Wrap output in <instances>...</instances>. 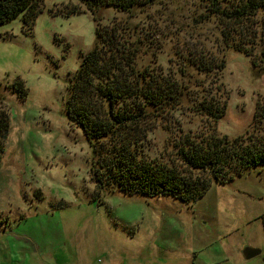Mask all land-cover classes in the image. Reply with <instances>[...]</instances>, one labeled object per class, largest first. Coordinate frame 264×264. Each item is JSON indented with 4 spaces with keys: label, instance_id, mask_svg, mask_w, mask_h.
Instances as JSON below:
<instances>
[{
    "label": "rangeland",
    "instance_id": "1",
    "mask_svg": "<svg viewBox=\"0 0 264 264\" xmlns=\"http://www.w3.org/2000/svg\"><path fill=\"white\" fill-rule=\"evenodd\" d=\"M39 4L33 35L25 34L23 15L0 24V109L11 117L0 166V264H139L171 256L172 248L193 249L197 264H223L246 246L264 248V167L214 182L193 203L102 188L91 145L66 113L68 78L95 48L99 23L116 21L140 49L138 69L174 77L186 91L182 106L152 116L142 157L178 165L175 144L186 135L211 138L214 124L230 140L264 133L261 26L246 44L249 56L227 45L225 22L204 0H156L131 11L102 7L98 23L80 0ZM70 5L80 12H65ZM233 38L242 39L238 32ZM201 53L223 58L226 67L207 74L183 59ZM17 76L29 88L26 99L6 87ZM204 95L227 102L216 123L193 110Z\"/></svg>",
    "mask_w": 264,
    "mask_h": 264
},
{
    "label": "trees",
    "instance_id": "2",
    "mask_svg": "<svg viewBox=\"0 0 264 264\" xmlns=\"http://www.w3.org/2000/svg\"><path fill=\"white\" fill-rule=\"evenodd\" d=\"M155 1L80 0L94 14L97 23V13L102 7L131 11L135 6ZM204 1L208 2L211 14L225 22L223 35L227 45L253 55L246 44L252 37L255 40L261 26L259 41L264 46V0ZM39 3L40 0H0V24L23 15L24 32L33 35L36 19L42 12ZM64 11L71 14L80 12V8L70 5ZM259 14H263L261 19ZM126 32L116 21L108 25L99 23L95 48L83 56L79 68L67 80V117L71 124L81 128L91 145L96 157L94 178L100 187L115 185L124 193L148 197L168 195L193 203L203 197L214 182L226 183L254 167H264V133L230 140L218 135L215 124L211 138L198 141L186 135L175 144L178 165L142 157L140 145L152 128V116L182 106L186 91L174 77L138 69L136 58L140 49ZM235 32L242 37L239 42L233 38ZM205 54L183 55V59L207 74H218L226 67L223 58ZM221 86L217 85V92L222 91ZM6 87L21 99L29 94L21 76ZM193 110L216 123L226 114L227 102L204 95L202 99L196 97ZM10 121V113L0 109V166ZM196 171L204 174H196ZM2 221L0 216V224Z\"/></svg>",
    "mask_w": 264,
    "mask_h": 264
},
{
    "label": "crops",
    "instance_id": "3",
    "mask_svg": "<svg viewBox=\"0 0 264 264\" xmlns=\"http://www.w3.org/2000/svg\"><path fill=\"white\" fill-rule=\"evenodd\" d=\"M169 245H170V243H169ZM170 246H167V247H170ZM261 248L260 249L262 250V253L260 255H258L257 257H254L255 259L252 258L253 261H250L252 259H246L245 258L244 254H243V251H244V249H243L242 250L243 255H240L237 252L236 253H234V252L230 253L225 258L223 263L226 261H228V262L231 261L230 263H232V264H235L236 262H240L241 264H264V248L263 247H261ZM172 250H173V252L171 253V256L166 254V255H163L164 257L163 256L154 257V258L149 259V262H145V263L139 262V264H197L196 263V253L194 252L193 249L184 250L183 252L179 249H174V248H172ZM133 263H136V261H133ZM99 264H113V263H111L109 261L106 263H99ZM198 264H208V263L206 261L201 260L200 262H198Z\"/></svg>",
    "mask_w": 264,
    "mask_h": 264
},
{
    "label": "water",
    "instance_id": "4",
    "mask_svg": "<svg viewBox=\"0 0 264 264\" xmlns=\"http://www.w3.org/2000/svg\"><path fill=\"white\" fill-rule=\"evenodd\" d=\"M261 253H262V250L260 248L252 247V246H247L243 251V254L246 259H252L260 255Z\"/></svg>",
    "mask_w": 264,
    "mask_h": 264
},
{
    "label": "built area",
    "instance_id": "5",
    "mask_svg": "<svg viewBox=\"0 0 264 264\" xmlns=\"http://www.w3.org/2000/svg\"><path fill=\"white\" fill-rule=\"evenodd\" d=\"M223 264H232V263H230V262L226 261V262H224Z\"/></svg>",
    "mask_w": 264,
    "mask_h": 264
}]
</instances>
